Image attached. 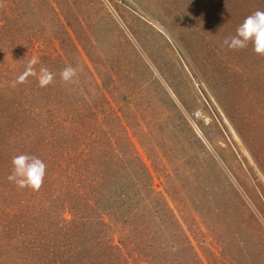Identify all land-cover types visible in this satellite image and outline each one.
<instances>
[{
	"label": "rangeland",
	"instance_id": "374dc122",
	"mask_svg": "<svg viewBox=\"0 0 264 264\" xmlns=\"http://www.w3.org/2000/svg\"><path fill=\"white\" fill-rule=\"evenodd\" d=\"M257 10L0 0V264H264V57L223 45Z\"/></svg>",
	"mask_w": 264,
	"mask_h": 264
},
{
	"label": "clouds",
	"instance_id": "9594fccd",
	"mask_svg": "<svg viewBox=\"0 0 264 264\" xmlns=\"http://www.w3.org/2000/svg\"><path fill=\"white\" fill-rule=\"evenodd\" d=\"M223 45L231 51H239L252 46L253 52L264 57V11L257 10L248 15L237 27L235 35L225 38ZM37 61H30L25 74H22L17 83H24L27 75L36 76L34 65ZM77 75L72 67H66L61 73V80L65 83L73 82ZM38 81L41 87H47L54 81V75L47 68H41ZM46 174V164L36 156L19 154L12 158V171L7 177L19 189L39 191L43 185Z\"/></svg>",
	"mask_w": 264,
	"mask_h": 264
},
{
	"label": "bare ground",
	"instance_id": "6f19581e",
	"mask_svg": "<svg viewBox=\"0 0 264 264\" xmlns=\"http://www.w3.org/2000/svg\"><path fill=\"white\" fill-rule=\"evenodd\" d=\"M199 134V133H198Z\"/></svg>",
	"mask_w": 264,
	"mask_h": 264
}]
</instances>
